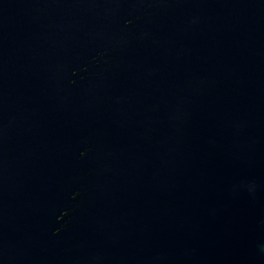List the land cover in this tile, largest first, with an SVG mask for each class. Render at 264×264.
Masks as SVG:
<instances>
[{
  "label": "water",
  "instance_id": "water-1",
  "mask_svg": "<svg viewBox=\"0 0 264 264\" xmlns=\"http://www.w3.org/2000/svg\"><path fill=\"white\" fill-rule=\"evenodd\" d=\"M0 264H264V0H0Z\"/></svg>",
  "mask_w": 264,
  "mask_h": 264
}]
</instances>
